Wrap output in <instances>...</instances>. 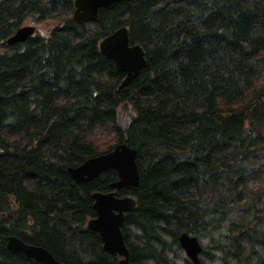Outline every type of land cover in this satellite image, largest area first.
<instances>
[{"label": "trees", "instance_id": "obj_1", "mask_svg": "<svg viewBox=\"0 0 264 264\" xmlns=\"http://www.w3.org/2000/svg\"><path fill=\"white\" fill-rule=\"evenodd\" d=\"M73 3L0 0V264H42L10 251L11 235L63 264H118L87 227L116 171L76 182L68 167L122 142L139 172L115 190L136 199L122 225L130 264H173L183 232L224 262L264 264V0L118 1L84 24ZM27 19L56 23L5 44ZM121 26L146 58L123 87L99 50Z\"/></svg>", "mask_w": 264, "mask_h": 264}, {"label": "water", "instance_id": "obj_2", "mask_svg": "<svg viewBox=\"0 0 264 264\" xmlns=\"http://www.w3.org/2000/svg\"><path fill=\"white\" fill-rule=\"evenodd\" d=\"M118 1L130 0H74L72 19L77 24L94 21L100 8H106ZM34 30L35 27L32 25L21 26L6 39L5 43L13 45L22 42L32 35ZM99 48L107 58L113 59L117 68L124 73L119 87L128 85L146 64L143 48L139 44L130 43L126 26L101 39ZM107 169L115 170L118 179L111 184V191L93 192V207L96 214L88 219L87 227L99 234L104 250L119 257L118 264H130L122 225L125 213L135 207L136 200L132 196L119 197L114 190L125 186H138L136 149L125 142L119 143L111 151L89 157L77 166L68 167V173L76 182H88ZM178 243L187 258L193 264H198L202 246L197 236L183 232L178 238ZM6 246L13 253L33 258L42 264H63L45 248L28 244L14 235L7 237Z\"/></svg>", "mask_w": 264, "mask_h": 264}, {"label": "rangeland", "instance_id": "obj_3", "mask_svg": "<svg viewBox=\"0 0 264 264\" xmlns=\"http://www.w3.org/2000/svg\"><path fill=\"white\" fill-rule=\"evenodd\" d=\"M56 22H46V23H37V22H33L30 19H27L23 22L22 25H34L36 27V30L42 31L44 33L47 34V32L49 31L50 27L53 26ZM134 110L131 107V105H123V106H118V114H117V122L119 124L120 127L125 128L131 117L134 115ZM108 139L107 137H100V138H96L94 143L98 145L99 148H103L107 143ZM234 218V217H232ZM225 232L224 228H222L218 233H219V238H221V234H223ZM217 233V235H218ZM200 243L202 245V252L198 255L199 258V263L198 264H233V262L229 261V259H227V262H224L221 254L216 251L213 247V243L209 242L207 240V238H200ZM259 253H262V249L259 247ZM186 258V255L183 251L182 248H180L173 256L174 262L173 264H182V259ZM255 260V257H252V261L251 263Z\"/></svg>", "mask_w": 264, "mask_h": 264}, {"label": "bare ground", "instance_id": "obj_4", "mask_svg": "<svg viewBox=\"0 0 264 264\" xmlns=\"http://www.w3.org/2000/svg\"><path fill=\"white\" fill-rule=\"evenodd\" d=\"M125 104H129V103H123V104H120V106H123V105H125ZM130 105V104H129ZM132 107V106H131ZM134 110V109H133ZM135 149V148H134ZM136 157H137V151H136ZM88 159V158H87ZM73 167V166H72ZM180 246V245H179ZM181 248V247H180ZM104 250V249H103ZM106 251V250H105ZM108 252V251H107ZM111 254V253H110Z\"/></svg>", "mask_w": 264, "mask_h": 264}]
</instances>
